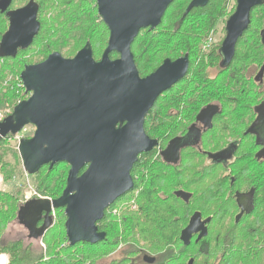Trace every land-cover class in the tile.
<instances>
[{"label": "trees", "instance_id": "trees-1", "mask_svg": "<svg viewBox=\"0 0 264 264\" xmlns=\"http://www.w3.org/2000/svg\"><path fill=\"white\" fill-rule=\"evenodd\" d=\"M15 1L13 0L10 8L16 3ZM36 2L43 20L41 31L45 35L46 31L49 34L46 43L39 46L40 58L36 60L37 63L44 60L51 51H58L64 57H73L84 41L97 43V46L92 48L95 51L94 58L105 47L108 29L102 21H99L96 6L91 5L95 0L88 2L87 0H36ZM186 4L187 0H175L167 8L155 29L141 30L136 36L131 50L139 73H150L166 57L175 58L180 54L188 53L191 58L189 86L194 89L188 93L189 117L193 119V114L199 110L198 103L204 104L217 99L225 106H229L231 99L227 100V96L233 94L229 91H221L223 88L243 89L238 90L237 93L236 107L240 108V105L256 94L254 82L244 83L245 68L243 69L242 65L254 66L257 69L263 64L261 67L264 68V44L259 40V29L264 25V2L252 11L251 24L237 42L233 62L227 70L219 66L218 50L221 40L213 43L210 48H206L205 44L208 37H212L216 31L219 20L225 21V16L232 14L235 0H209L205 6L193 8L184 15L188 6ZM50 11L54 13L51 14V19H48L47 13ZM5 14L7 15L6 12H0V39L7 28ZM66 41L68 42L65 43ZM65 47H67L66 51L73 50V52L63 54L62 49ZM25 50L20 49L14 57L0 55V110L4 113L3 120L11 114L18 102L29 96L25 93L20 80L24 66L32 64L31 59L23 55ZM117 56L116 53L111 54V58ZM208 69L210 71L207 73ZM166 103L165 99L158 100L144 122L147 135L158 137L164 142L179 133L173 130L171 125H167L169 115H167ZM6 104L8 111L3 108ZM15 136L16 134L4 135L0 132V151L2 150L0 169L6 181L12 178V173L15 171L10 167L11 163L3 158V151L8 138ZM14 152L16 158L21 161L17 148ZM152 153L151 150L144 154L132 168V172L137 173L139 169L141 171L142 168L144 169L141 173L143 179L135 184L137 192L126 197L123 202L118 200L113 202L105 209L104 217L97 222L100 230L107 233L109 241L115 240L116 243L119 240L127 241L123 255L129 257L131 253L139 254L140 249H144L143 253L163 250L157 255L158 264H185L187 261H192L191 264H264L262 222H216L214 215V220L208 224L207 234L204 237L197 242L191 240L188 246L182 244L179 241V232L188 223L191 214L200 211L204 215L215 211V205L225 198L226 188L232 189L233 186L229 184L228 179L219 181L214 171L219 165L210 163L208 159L204 160L200 155L188 152L181 163L173 169L160 156L153 160L150 157ZM62 164L68 165L60 162L52 168L44 165L39 169L35 175L38 183L36 189L39 193L48 198H57L61 195L66 183L65 178L61 180L57 176L54 177L55 174L52 172H59L58 167ZM254 165L253 159H238V166ZM261 182L254 181V186L259 192L264 189V184ZM174 190L191 193L188 203L177 198L172 192ZM17 193L0 189V254L5 253L9 256L7 264H85L88 261L87 243H81L83 245L81 253L72 252L76 249V245L75 247L67 245L63 221L58 222L49 236L43 238L46 243V255L45 253L34 255L31 244L4 241L3 233L7 224L15 217L22 202L19 203L21 196ZM59 211L61 209L55 210L57 214L60 213ZM112 214L118 215L119 218L112 220ZM142 240L154 241L151 243L154 246L142 248L136 243ZM100 244L105 246L103 242ZM100 244L94 245L96 255H100L101 247H97ZM125 256L120 263H129L124 260Z\"/></svg>", "mask_w": 264, "mask_h": 264}, {"label": "water", "instance_id": "water-1", "mask_svg": "<svg viewBox=\"0 0 264 264\" xmlns=\"http://www.w3.org/2000/svg\"><path fill=\"white\" fill-rule=\"evenodd\" d=\"M174 1L96 0L97 14L109 31L99 59L86 42L73 57L53 51L21 71L20 80L29 96L1 122L0 132L17 134L26 125L34 126L33 134L21 138L17 147L27 174H35L44 165H69L60 196L30 199L19 206L16 218L33 237H42L53 222V211L63 208L70 245L98 243L105 238L96 223L106 208L132 189L130 171L138 156L158 145V140L145 132V116L157 97L187 72L189 58L185 54L175 60L165 58L153 72L141 77L131 50L139 32L155 29ZM263 1L236 0L219 48L224 68L232 61L237 40L250 23L252 8ZM208 2L191 0L184 15ZM11 3L0 0V12L9 16L0 41L4 57L27 49L40 29L38 5L33 0L8 12ZM260 38L264 43V28ZM112 53L118 56L111 58ZM175 196L188 202L191 193L177 190ZM44 218H48L47 224L38 227ZM206 223L200 213H193L181 230V242L188 246L194 235L196 242L204 237Z\"/></svg>", "mask_w": 264, "mask_h": 264}, {"label": "flooded vegetation", "instance_id": "flooded-vegetation-1", "mask_svg": "<svg viewBox=\"0 0 264 264\" xmlns=\"http://www.w3.org/2000/svg\"><path fill=\"white\" fill-rule=\"evenodd\" d=\"M29 1L30 0H28V2ZM33 1L37 4L35 0ZM258 6L252 8L250 12V23L247 29L238 38L237 42L239 41L240 38L243 37L245 32L248 30L252 20V11ZM235 7H236V0H235ZM16 8L19 7L10 8L9 6L8 8L9 10L7 11L9 12ZM37 19L40 22V29L38 34L34 37L32 44L35 43L36 39L38 38L42 30V15L39 14V11L37 13ZM6 20H7V28H8L9 16H7ZM262 28H264V25L259 29L260 43H262L260 38V30ZM224 32H225V27H224ZM41 38L44 37H39L37 40ZM208 41L209 40H207L205 44L206 48H210V41L209 42ZM235 52H236V47H235ZM185 54L188 55V53H183L175 58H170V57H166V58L175 60ZM188 58H189V63L186 74L177 82L172 84L171 87L163 91L157 97V99L153 104L154 106L158 100H162V99L167 100L166 103L167 115H169V118L167 120L168 123L167 125H171L170 127L173 128V130H177L179 133L169 137L165 142L160 138L156 137V139L158 140V145L152 149L153 153L151 154L150 157L154 160L157 158V156H160V158L166 160L167 163L171 165V168L175 169L181 163L183 157L186 156L188 152H191L194 155H200L204 160L208 159L210 163H216L219 165L218 167L214 168L218 180L220 181L223 179H228L229 184L232 185L233 187L232 189L226 188V190L224 191L225 198L219 201L217 205H215L216 207L215 211L209 212V214L205 213L204 215L202 212L196 211L200 213L202 220H207L206 223L207 229H208V224L214 220L213 219L214 215H216L215 218L216 222H223V223L262 222L264 225V189L262 190V192H259L254 186V181H257V183L259 181H262L261 183L264 184V68L261 67L263 66V64L257 69H255L254 66L250 67L248 65L246 66L242 65V68L243 69L245 68V70H243L245 75L244 83H247V81L254 82L256 84V87H254L255 89L254 88L253 89L256 91V94L255 96H252V98L249 99L246 103L240 105L239 106L240 108L236 107L237 93L238 90H243V89H238L237 87L230 89L223 88L221 89V91L223 90L229 91L230 93L233 94L227 96V100L231 99L229 101L230 105L225 106L222 102H220L217 99H213L204 104L198 103L197 106L199 107V110L196 112V114H193L194 117L192 119L191 117H189L188 93L193 91L194 89L190 88L189 86L190 65H191L190 55H188ZM233 58L229 66L224 68L221 64V57H220V62H219L220 68L223 67L224 70H227L231 66L233 62ZM162 61L158 64V66L162 63ZM148 74L139 73L141 77H145ZM182 85L183 86L187 85V86L181 87ZM179 100H181V102H178ZM200 100L202 101L203 98H201ZM149 112L147 113V115L149 114ZM174 127H177V129H174ZM250 128H252L253 131H250ZM256 131L259 132V135L256 133ZM148 152L149 151L141 153L138 156L137 161L139 160V158L143 157V155ZM239 158L253 159L255 165L251 167L238 166ZM85 168L86 166L80 172H82ZM143 170L144 169L142 168V171ZM142 171L141 169H139L137 173L135 171L132 172L131 169L130 174L133 180L132 189L127 191L124 195L118 197L114 202H116L117 200L119 202H123L126 197L132 196L137 192V190L135 189V184L143 179L144 176L141 175ZM176 191L177 190L172 191L174 195ZM179 199L183 201L181 198ZM113 212L115 211L113 210ZM239 215L240 217L237 220V217ZM47 222H48V218H44L40 220L38 223V227L47 224ZM98 231H101L99 227H98ZM180 233L181 231L179 232V241H181ZM35 234L37 235V233ZM105 234L107 233L105 232ZM30 235L31 233L28 231V236ZM196 236L197 235L193 236L194 240ZM102 242L105 243V246H110L111 244L115 243L114 241H109V239H107V235H105V238L98 243L100 244ZM98 243H89V244L91 246H94L95 244ZM120 244H124L122 240H120ZM143 250L144 249H140V253H139L141 254L140 259L134 258L132 256L130 257L131 258L130 264H140V263L158 264L157 255L159 252L163 250H159L154 253H148V252L143 253ZM94 264H98V263H94ZM185 264H190V263L187 261Z\"/></svg>", "mask_w": 264, "mask_h": 264}, {"label": "rangeland", "instance_id": "rangeland-1", "mask_svg": "<svg viewBox=\"0 0 264 264\" xmlns=\"http://www.w3.org/2000/svg\"><path fill=\"white\" fill-rule=\"evenodd\" d=\"M15 2L16 3L12 5V8L21 7V6L25 5L28 2V0H16ZM87 2H88V0H87ZM189 2H190V0H187V4L186 5H188ZM91 5L92 6H96V0H95L94 4L91 3ZM43 10H45V8ZM38 11H39V6H38ZM96 11H97V7H96ZM52 13H54V12L50 11V12L47 13L48 19H51L50 16H51ZM226 16H225V19L227 20L229 16H227V17ZM172 17H173V15H172ZM226 20L225 21L223 19L219 20V22L217 24L216 31L213 33L212 37H210V36L208 37V40L210 41V47L213 45V43H216V42H218L220 40L222 41V39H223V37L225 35L224 34V27H225ZM99 21H102L100 19V16H99ZM195 24H197V23H195ZM187 25H185V27ZM195 26L197 27V25H195ZM6 27H7V23H6ZM107 32H108L107 33V37H106V40H105V43H104L105 47L107 45V40H108V36H109V31H107ZM47 34H48L47 31H46V35L43 32H42V34L40 33L39 37H44V38L39 39L38 41L33 43L31 46H29L25 50L23 55H25L26 57L28 56L27 58L31 59L32 63L36 62V60L38 58H40L38 56V54L40 53L39 52V46L44 44V43H46V41H47L46 37L49 36V34L48 35ZM67 42L68 41H66L65 43H67ZM83 43L85 44L86 42L84 41ZM90 44H92L91 45L92 48L94 46H97V43L94 44V43L91 42ZM83 45L81 47H83ZM104 48L100 52H98L96 54V56H95L96 59L100 58ZM66 50H67V47L62 49L63 54H70L71 52H73V50H71V51H66ZM76 52L73 54V56L76 54ZM93 52H95V51H93ZM209 71L210 70L208 69L207 73ZM212 75H214V72L212 73ZM186 86L182 85L181 87H186ZM7 106L8 105L6 104L3 107L5 109V111L9 110V108ZM33 132H34V126L28 125L27 128H26V131L21 133L22 137L18 138L17 134H16L15 137H9L8 138V142L6 143V145L4 147L5 150L3 151L4 152L3 153V158L6 161L11 163L10 167L13 169V171H15V173L13 172L12 173V175H13L12 178L10 180L6 181V180L3 179V176L1 174V169H0V189H4L6 191L11 190L12 193L18 192L17 194L18 195L20 194V196H21V198H19V203L22 201L21 204H23L25 200L39 199V198H45L46 197L44 194L39 193L37 191V189H36L37 179H36L35 175H36L37 172L35 174H27L26 171L23 168L22 161H19L18 158H16V154L14 152V150L18 147L19 139L25 138V137L28 138V137H30L33 134ZM6 149H8L9 151L7 152ZM0 153L2 154V150L0 151ZM67 166H68V169H67ZM68 170H69V165L62 164L61 166L58 167V171L59 172L53 171L52 174L54 173L55 174L54 177L57 176V178H60L61 180L63 178H65V181H66ZM63 175H64V177H63ZM20 187H21V189H20ZM46 198H48V197H46ZM59 209H61V211H59L60 212L59 214H57L58 212L57 213L55 212L56 209L53 211V217H52L53 222H52V224L49 225V228L46 230L44 235L42 237H37V238H35L33 236H28L27 229L16 218V216H17V211H16L15 217L12 220L9 221V223L7 224V227H6V229H5L4 233H3L4 241H6V242L21 241V242L24 243V245L31 244L32 250L34 252L33 253L34 255H36V256L38 254H43L44 255V253L46 252V243L44 242L43 238L45 236H49L50 231L52 230L53 227H57L56 224L58 222L62 223V221H63V224H64L65 219H66L65 216L62 217V214L64 215L63 208H59ZM118 218H119L118 215H113V214L111 215V219L112 220H117ZM64 230H65V228H64ZM192 240H194V237H193ZM112 241L115 242V240H112ZM122 241H123L124 244H120V240H119V242H117V243L115 242L114 244H111L110 246H103L101 244L98 245L97 247H101L100 250H99L100 255H96L95 254V247L96 246H91L89 243H87L88 261H86L85 264H94V263H98V264H106V263H109V264H122V263H120V261L122 260V257L125 256V255H123V251H124V248L127 247V241H125V240H122ZM152 242H154V241H152ZM152 242H147V241L143 242V240L141 242L136 241V243H138V245H141L142 248H146V249H147V247H151L152 248L154 246V245H151ZM81 243L84 244L85 242H79V243H76L74 245H70L68 243V240H67V245H70V246H73V247H75V245H76V247H75L76 249L72 250V252H76V253H81L82 246H83V245H81ZM61 254L62 255H66L65 253H61ZM69 254L73 255L70 252H69ZM2 255L6 256L5 263H3V264H7L9 262V256L7 254H5V253L4 254H0V256H2ZM45 255H46V253H45ZM138 255H141V254H137V253L135 254L134 253V255H133V253H131V256L134 257V258H138L139 257ZM131 256H129V257L125 256L124 257V260H126V262L129 261V263H127V264H130V262H131V258L130 257ZM124 264H126V263H124Z\"/></svg>", "mask_w": 264, "mask_h": 264}, {"label": "built area", "instance_id": "built-area-1", "mask_svg": "<svg viewBox=\"0 0 264 264\" xmlns=\"http://www.w3.org/2000/svg\"><path fill=\"white\" fill-rule=\"evenodd\" d=\"M4 118V113L0 110V121H2ZM28 125L24 126L18 133H17V136L18 138L22 137L21 136V133L25 132L26 131V128H27ZM20 140V139H19Z\"/></svg>", "mask_w": 264, "mask_h": 264}, {"label": "bare ground", "instance_id": "bare-ground-1", "mask_svg": "<svg viewBox=\"0 0 264 264\" xmlns=\"http://www.w3.org/2000/svg\"><path fill=\"white\" fill-rule=\"evenodd\" d=\"M5 259H6L5 255L0 256V264L5 263Z\"/></svg>", "mask_w": 264, "mask_h": 264}]
</instances>
